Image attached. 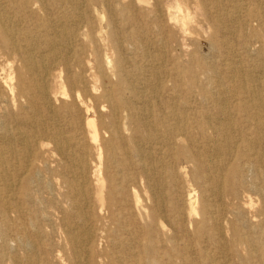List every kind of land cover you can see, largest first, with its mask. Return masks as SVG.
<instances>
[{
  "label": "bare ground",
  "instance_id": "obj_1",
  "mask_svg": "<svg viewBox=\"0 0 264 264\" xmlns=\"http://www.w3.org/2000/svg\"><path fill=\"white\" fill-rule=\"evenodd\" d=\"M40 1L0 0V59L6 58L0 63V109L12 111L16 104L19 113L11 116L19 119L20 124L43 128L48 143H39L48 148L53 145L52 151L59 157L55 156V159H59L55 169L57 177H62L66 167H74V164L69 163L76 157L79 130L86 131L92 143H96L102 135V148L97 154L98 162L94 165V174L97 177V196L104 204L106 189L109 185L112 192L113 185L112 176L107 174L109 167H103L104 152L109 154L113 164L119 155L123 156L125 168L122 173L115 171L112 174L113 181L121 173L128 182L127 170H134L125 147L124 131H128L130 135L127 141L132 145L131 152L140 156L139 170L146 176V191L160 188L159 192L152 195L154 204L150 209L154 211L151 224H147L142 232L137 233L140 240L147 241L142 247H138L140 258L146 256L136 259L134 264H264V93L256 91L254 87L241 92L238 87L235 95L241 103L235 109H229L226 100L220 99V91H206V57L198 51L202 48L208 54H221L219 63H211V66L215 65L214 77L220 78L217 67L226 66L230 69V77L221 82L226 84L238 80V86H244L246 80H241L243 83L240 81L244 76L238 70L240 61L234 60V52H226L229 44L225 39L235 37L238 32L246 34L252 37L250 44L261 46L256 50V57H263L264 42L259 37L264 35V11L259 9L264 6V0H257V4L246 9L244 15L239 14L238 4L234 0L230 1L231 9L216 0H203L212 30L211 36L205 39L194 36L202 27L194 7L190 6L192 0H168L164 4L157 0L154 8L148 5V0H129L124 5L122 3L125 0H120L121 4L106 0L109 6L107 21L106 12L95 10V22L91 27L89 23L92 22V16L90 19L88 11L93 7L89 2L80 11L73 0H53L50 8L52 14L49 13L52 17L41 19L36 16L35 10V3ZM115 5L120 6V9ZM55 11H59V15H54ZM253 22L257 25H252ZM156 31L160 37L154 36ZM172 38L177 42L178 48L170 51L168 56L170 66L177 72L179 79L170 77L172 86L168 91H177L184 85L186 94H190L194 87L203 100L209 97L205 98L204 104H198L193 110H197L201 117L211 118L212 115H217L216 120L222 119L223 122L216 123L219 128L216 133L238 148L234 156L238 155L235 168H224L216 163L221 161L218 156L220 148L209 150L206 145H200L199 149H203V152L191 151L187 154V159L195 164L198 173L194 178L197 187L189 185L184 201L185 209H181L173 197L178 186L176 180L166 181L162 177L163 172L153 168L148 162L150 155L137 144V134L141 129L147 133L148 140L157 142L159 129L166 130L167 142L170 138L177 137V132L182 133L185 129V126L178 125L176 117L174 119L177 124L173 125H166L164 119L156 117L150 111L153 106L150 108L143 101V85L149 84L148 80H142L143 84L141 80H134L132 77L135 71H147L153 77L157 76V61L161 59L163 65L162 51ZM74 39H77L76 45L72 42L76 41ZM187 41L193 46V51L186 46ZM132 47L135 50L145 49L149 59L146 66L141 67L128 54L127 51ZM61 49L64 54L58 53ZM5 51L12 53L14 58L6 56ZM65 54L73 56L71 63L66 61L63 56ZM225 57L228 58L225 60ZM10 59L20 62L24 70L20 73L13 69ZM231 59L232 62H227ZM56 64L64 65L69 75L64 81L59 78L61 81L57 91H51L46 78ZM161 67L163 66L159 68ZM246 71L250 72L247 69ZM183 73L188 76L181 80L180 75ZM249 77L254 86L258 78L251 75ZM210 84H215L214 90L220 87L217 81ZM61 99H69V102L57 106ZM189 101L184 106L187 112L192 111L188 106ZM207 102L213 108L219 103L218 111L206 112L204 108ZM105 113H109L111 125L102 122L99 125L98 120ZM197 113L192 112L195 120L199 117ZM233 115L246 117V123H250L252 127L245 130L242 126L244 122L239 127L231 124ZM194 124L199 126V122ZM229 128H232L231 133ZM208 129L216 130L212 126ZM26 134L27 132L19 128L15 137L4 134L0 136V232L5 231V218L8 215L13 216V224H19L17 231L22 233L19 243L21 253L26 258L22 261L18 255H13V264H50L52 261L48 254L52 257L55 247H51L48 235L39 229L45 215L29 204L35 193L32 186L35 177L42 168L45 172L52 171V166L48 156L39 165L31 161L32 154L35 155L34 145ZM13 141L19 144L21 150L16 149ZM194 144L191 142V145ZM174 157L173 154L170 159L173 160ZM239 164L243 167H239ZM249 173L254 176L251 183L248 182ZM11 181L14 182L12 187L8 183ZM48 187L46 184L41 189L47 190ZM70 187L73 189V185L68 183L67 188ZM119 190L125 198L127 189L120 184ZM166 190H171L172 195L164 193ZM7 194L12 196L8 198ZM50 195H53V189ZM54 198L51 200L55 201ZM133 206L142 218L149 214L136 191L133 195ZM156 208L163 209L162 220L154 214ZM168 210L173 215L168 214ZM166 217L171 219L168 220L171 224L169 235L165 233L168 229L163 219ZM112 219L117 233H120L125 224L120 221L116 224L115 217ZM154 223L158 224L163 236L167 235L164 241L157 237ZM81 224L77 227L70 220L65 225L66 238L73 248L80 243L86 246L95 241L99 243L111 236L103 226L89 229L84 218ZM30 228L36 231L32 234L35 238L33 242L30 240ZM95 231H99V235L95 236ZM4 240L1 241L0 256L2 252L8 251ZM158 241L159 249L155 246ZM9 246L13 249L11 244ZM61 249L59 247L56 252H61ZM92 252H86V255L88 258H97L98 264H113L110 258L113 256H104L99 252L92 255ZM77 255L75 250L72 256ZM65 256L59 255L57 264H66ZM0 264L4 262L0 261Z\"/></svg>",
  "mask_w": 264,
  "mask_h": 264
},
{
  "label": "rangeland",
  "instance_id": "obj_2",
  "mask_svg": "<svg viewBox=\"0 0 264 264\" xmlns=\"http://www.w3.org/2000/svg\"><path fill=\"white\" fill-rule=\"evenodd\" d=\"M75 4L78 5L80 11H83V6L86 2H89L92 5V9L88 11V16L92 21L89 23V27H91L94 22V11L98 10L99 12H106V20L109 16V6L107 4L106 0H73ZM117 1L120 3V0H112V3H117ZM127 1L125 0L122 5L126 4ZM162 3L166 2L168 0H160ZM219 3L224 5L226 8L231 9L232 3L231 0H216ZM238 4V10L239 14L242 13L244 15V12L246 9L253 7L254 4H257V0H234ZM53 0H41L40 2L35 3L36 7V16L41 19H45L49 16V13L52 14L50 11L51 4ZM102 2V3H101ZM150 2L148 5H150L151 8H154L156 6L157 0H148ZM192 4H190L191 7H194V11L196 12V17L201 22V29L198 34H194L195 37L198 39H205L209 38L212 34V30L210 28V23L207 20V13L205 10V2L203 0H192ZM83 4V5H82ZM121 4V3H120ZM164 4V3H163ZM121 5V6H122ZM82 6V7H81ZM117 9H120V6L115 5ZM246 7V8H245ZM2 9L0 8V11ZM261 12L264 11V6L260 7L259 9ZM249 14V12H247ZM54 15L58 14L59 11H55L53 13ZM104 21V22H105ZM106 23V22H105ZM104 23V26H105ZM252 25H257L256 22L251 23ZM88 25V24H87ZM236 28L237 26L234 25ZM154 36L160 37L159 32L156 31L154 33ZM137 37H135L136 39ZM252 37H249L246 34L243 33H237L235 37L226 38L225 41L228 45L226 52H234L236 54V57L234 60H239V71L243 72V79L246 80L244 86H238L239 82L238 80L234 83H226L223 84L221 81L227 80L230 77V69L226 66L217 67V70L219 72V79L214 77V66H211V63H219L221 58V54H208L206 49H198L200 54L204 55L206 57V71L208 72V75L205 76L207 79L205 81L206 83V91H220V99L226 100V106L229 107V109H235L241 101L237 99L235 93L238 91L244 92L248 89H256V91H260L264 93V56L256 57V50L260 49V45H252L249 42ZM76 41H72L75 45L78 43L77 39H74ZM79 40H82L79 39ZM174 39L170 40L169 45L167 44L162 51L164 53V62L162 65L161 59H158L157 61V69L159 74L155 77L145 72H138L135 71L134 75L132 76L134 80H142L147 79L149 84L143 85L145 87V101L144 104L146 106L149 105L150 108L153 106L154 115L160 116L161 119H164L166 122V125H173L176 123L174 117L177 118V123L179 126H185L184 132L180 133L177 132L176 135H178L175 138H170L167 142L166 140V130L159 129L157 131V136L159 138V141L156 140H148L146 138L147 133L144 129H141L138 131L137 134V144L141 147L142 150H144L147 154H149L148 162L151 163L153 168L162 171L163 175L162 177L166 179V181L171 182V180L175 179L177 182V187L175 189V193L173 195L175 200L177 201V204L181 209H185L184 201L186 199L187 191L189 190V185H191L193 188L197 187V184L195 182V177L197 176V168L195 164L187 159L188 155L191 151H201L203 152V149H199L200 145H206L209 150L220 148L218 156L221 158V161L216 162L217 164L223 165L224 168H235L236 161L238 158V155L236 157L235 154L238 151V148L236 149V146L229 141H225L222 139L220 135H218L216 132L219 130L217 127L220 123V119H215L217 115H212L211 118L207 117H201L197 110H193L196 107H198V104H204L205 98L208 99L209 97H205L203 100V97L198 95L197 90L192 87V92L190 94H186V87L183 85L180 86L178 90L175 89L172 91H168L171 89L172 82L170 81V77L175 78L176 80L179 79V76L177 72L170 66V59L169 54L170 51H174L178 48L177 42L173 41ZM194 40V39H191ZM259 40L264 42V35L259 37ZM190 51H193L194 48L192 45L189 44V42H185ZM176 44V45H175ZM190 47V48H189ZM128 54H131L132 58L136 60L141 67L146 66L148 64V54L146 53L145 49H139L137 48L135 50L134 47L130 48L128 51ZM58 53L64 54V51L61 49L58 51ZM75 53V52H74ZM6 56H9L11 58H14V55L8 51H5ZM175 54V52L173 53ZM70 55V54H69ZM67 54L63 55L64 60L70 63L72 62L73 56H69ZM208 55V56H206ZM256 57V58H255ZM228 57H225L226 60ZM6 58H1L0 63L2 64L5 61ZM233 59V58H232ZM231 60H227L231 61ZM13 69L21 71L24 70V67H22L21 63L18 61H14L10 59ZM245 62V63H244ZM245 64V65H243ZM160 66H163L159 68ZM52 67H55L54 70L50 71L46 80L47 85L51 91H57L59 82L68 77L67 70L64 65L56 64ZM250 70L249 71H246ZM79 69L76 67V71ZM259 73V74H258ZM261 73V74H260ZM138 74V75H137ZM246 74H249V76H254L257 81L253 83L250 82V77ZM262 75V76H261ZM180 79L186 78L188 75L183 73L180 75ZM258 76V77H257ZM205 77H202L203 80H205ZM61 80H60V79ZM25 79V77H23ZM217 81V84H219V88L217 90H214L215 84H210L211 82ZM250 82V84H249ZM144 84V83H143ZM236 87V89L234 88ZM254 87V88H253ZM205 92V91H204ZM128 94V93H127ZM153 96V97H152ZM180 99L178 100V98ZM217 100V98H214ZM189 101L188 106L192 109V111H188L187 109H184L185 104ZM60 104L57 106H60L63 102H69V99H61L59 100ZM177 101V103H175ZM179 102V103H178ZM218 104L215 108H213L212 104L210 102H207L205 106V110L208 113H213L218 111ZM171 105V106H170ZM174 105V106H173ZM192 112H195L199 115V117L195 120ZM19 110L18 106L15 104L12 111L0 109V136L7 135L8 137H15L16 132L19 131V128H21L23 131L27 132L26 135L30 136V140L32 141L33 147V153L35 154L31 156V161L33 163H36L39 165V162L48 156V160L50 165L52 166V171L45 172L42 169H40L39 175L35 177V181L32 184L34 192V197L32 201L30 202V207L40 211L42 214H44L42 222H40L41 231H43L45 234L48 235L49 244H51V247H55V252L53 256L51 257L50 254H48L50 260L52 261L50 264H57L59 255H66L67 258L66 264H98V260L95 257H90L86 255V252H92V255H96V253H102L105 255H110L113 257L112 262L113 264H134L136 262V259H142L146 255H143L142 258L139 254V246H143L147 243L145 239H139L137 233L142 232L143 228L145 229L147 224H151L153 212L154 210L150 209L152 208L154 202L152 199V195L155 192H159L160 188L153 189V191L150 190L146 191V180L142 172L139 170L140 168V156L134 155L131 152L132 145L128 144L129 141H127L130 132L124 131V137L125 140V147L128 152V157H130L129 162L133 164L134 170H127L129 173V181L127 182V179L124 175H122V171L124 170V160L123 156L119 155L118 159L115 161V164L110 162L109 154L104 152L102 162L103 167L105 169L106 166L109 167L108 169V176H112V192L110 189V186L108 185L106 192H105V202L102 204L98 199V189L96 186V176L94 174L95 167L94 165L98 162V151L102 148V135H100L99 139L96 141V143H92L90 138L87 135L86 131L79 130L77 134V149H76V157L75 159L70 162L69 164H74V167H64L63 170L64 173L61 174V178L57 177L56 174V164L59 159H55L57 154L52 151L53 145H50V148L48 147H42L41 143H48L47 135L43 134V128L38 127H30V126H24L20 124L19 119H15V117L11 116V114H14L15 116L18 115ZM137 120L140 122V120L137 118ZM247 119L244 116L241 115H233L231 119V124H235L237 127L242 124V126L245 127V130L250 129L252 126L250 123H246ZM80 122V121H79ZM100 122L103 124L111 125V118L109 116V113H105V116L102 117V119L98 120V123L100 125ZM194 122H199V126L194 124ZM223 122V121H221ZM176 123V124H177ZM255 123V122H253ZM224 125H226L224 123ZM212 126L216 128V130H209L208 128ZM218 128V129H217ZM63 129V128H62ZM244 130V128H241ZM65 132L67 129H63ZM228 130H231L232 128H229ZM159 134V135H158ZM142 135V136H140ZM181 136V138H179ZM1 141V138H0ZM16 143V149L21 150L19 148V144ZM79 142V143H78ZM145 142V143H144ZM191 142L195 143L194 145H191ZM215 142V143H214ZM154 143V144H153ZM0 145H2L0 143ZM152 145V146H151ZM193 147V150H191ZM80 150V151H79ZM194 152V153H195ZM122 153V151H121ZM175 155L174 159L171 160L170 157L172 155ZM56 156V157H55ZM35 157V158H33ZM147 161V160H146ZM223 161H226L223 163ZM68 164V165H69ZM239 167H243L241 164H239ZM74 171V172H73ZM115 171L121 172L116 178V181H113V175ZM106 172V171H105ZM186 172V176H185ZM173 176V177H172ZM248 182L251 183L254 176L253 174L249 173L248 176ZM11 187L14 185L13 181L8 182ZM73 185L70 187V189L67 188V184ZM42 184V185H41ZM46 184L49 185V189L44 190L41 189V187H44ZM122 185L124 188L127 189L126 197L124 198L121 191L119 190V185ZM10 187V188H11ZM53 189V195H50ZM138 192L142 199V204L148 208L149 214L143 215L142 218L139 216V212L134 208L133 206V195L134 193ZM56 192H58L56 194ZM171 193V190H166L164 193ZM146 193V194H145ZM8 198L10 194H7ZM55 197V201H52L51 199ZM122 197V200L119 201V198ZM172 197V196H171ZM114 198V199H113ZM257 199V197H256ZM113 203H111V202ZM111 203V205H110ZM86 204V205H85ZM163 209H155V215L158 219L161 218L162 220V212ZM112 213V215L110 214ZM168 214L173 215L172 211L168 210ZM116 219V224L118 221L123 222L124 228L121 230L120 233H117L116 225H114L113 219ZM85 219L87 222V227L92 230L94 227L95 229L97 226H103L107 233L111 234L110 237H107L106 240H103L101 242L95 241L91 245H82L81 243L78 244L77 247H72V244L69 243L68 239L66 238L67 232H66V223L70 220H73V222L76 224L77 227H79L81 224L82 219ZM163 219L168 229L165 233L167 235L170 234V220L171 219ZM47 219V220H46ZM11 220V221H10ZM169 220V221H168ZM19 225V224H17ZM17 225L13 224V216L8 215L7 218H5V231L0 232V246L2 245V242L4 239V244L7 245L8 251L2 252L0 256V261H3L4 264H13L11 257L13 255H18L19 258L23 261V259L26 260V258L22 255V250L20 247L19 239L22 238V233L20 230L17 231ZM90 225V227H89ZM153 227L156 229V235L160 240L164 241L166 239L167 235H162L160 229L158 228V224L154 223ZM30 231V240L33 242L35 238L32 234H34L36 231L33 228L29 229ZM105 232V236H106ZM192 232V231H191ZM96 234L99 235V231H95ZM114 235V236H113ZM11 236V237H10ZM17 236V237H16ZM8 237V238H7ZM96 238V237H95ZM93 238V241L95 240ZM45 244L47 241L44 239ZM15 243V244H14ZM13 246V249L11 246ZM112 246V247H111ZM156 248L159 249V241L155 244ZM59 247H62L61 252H56ZM10 250V251H9ZM77 251V257L72 256L74 251ZM124 252V253H123ZM138 253V254H137ZM24 260V262H25ZM114 260V262H113ZM27 263V262H26Z\"/></svg>",
  "mask_w": 264,
  "mask_h": 264
}]
</instances>
